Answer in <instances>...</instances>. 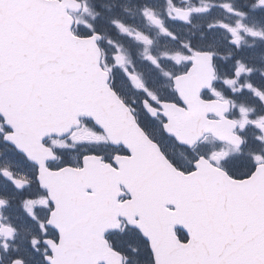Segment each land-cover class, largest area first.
<instances>
[{"label":"snow or ice","instance_id":"snow-or-ice-1","mask_svg":"<svg viewBox=\"0 0 264 264\" xmlns=\"http://www.w3.org/2000/svg\"><path fill=\"white\" fill-rule=\"evenodd\" d=\"M0 144V264H264V0H0Z\"/></svg>","mask_w":264,"mask_h":264},{"label":"rangeland","instance_id":"rangeland-1","mask_svg":"<svg viewBox=\"0 0 264 264\" xmlns=\"http://www.w3.org/2000/svg\"><path fill=\"white\" fill-rule=\"evenodd\" d=\"M105 3H109V1L108 0H105L104 1ZM179 151V148H176V153Z\"/></svg>","mask_w":264,"mask_h":264},{"label":"flooded vegetation","instance_id":"flooded-vegetation-1","mask_svg":"<svg viewBox=\"0 0 264 264\" xmlns=\"http://www.w3.org/2000/svg\"><path fill=\"white\" fill-rule=\"evenodd\" d=\"M257 52L259 51V49L256 50Z\"/></svg>","mask_w":264,"mask_h":264}]
</instances>
